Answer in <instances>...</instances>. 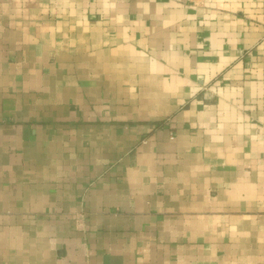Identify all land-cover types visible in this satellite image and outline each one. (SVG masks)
Returning a JSON list of instances; mask_svg holds the SVG:
<instances>
[{
	"label": "crops",
	"instance_id": "0c3cea01",
	"mask_svg": "<svg viewBox=\"0 0 264 264\" xmlns=\"http://www.w3.org/2000/svg\"><path fill=\"white\" fill-rule=\"evenodd\" d=\"M0 264H264V0H0Z\"/></svg>",
	"mask_w": 264,
	"mask_h": 264
}]
</instances>
